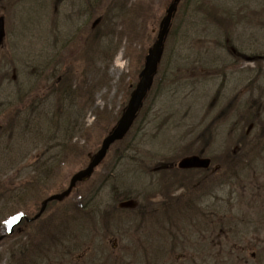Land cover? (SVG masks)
<instances>
[{
	"label": "rangeland",
	"instance_id": "374dc122",
	"mask_svg": "<svg viewBox=\"0 0 264 264\" xmlns=\"http://www.w3.org/2000/svg\"><path fill=\"white\" fill-rule=\"evenodd\" d=\"M172 1L0 0L6 31L0 44V224L11 221L15 196L26 198V187L33 199L26 210L35 212L87 167L127 107ZM217 40L228 48H219ZM54 88L62 100L52 95ZM14 111L21 113L15 119ZM49 118L59 130H49ZM66 133L71 148L64 154ZM188 157L208 158L212 166L206 174L183 173L178 164ZM230 173L235 178L228 179ZM109 174L116 180L104 183ZM127 189L133 199L124 201L120 194ZM74 201L87 205V212L96 203L101 216L94 221L92 214L70 211ZM149 213L158 221L151 219L147 228L148 217L141 214ZM259 213L264 0H181L132 131L90 181L68 200L52 203L45 215L43 226L61 216L55 230L67 231L63 243L57 234L51 243L39 233L32 239L43 238L42 247L34 244L26 252L18 245L26 242L22 231L0 243V264H146L154 253L170 251L158 230L165 227L179 239L168 264H203L204 246H232L230 224L260 223L261 215L249 217ZM212 215L214 224L207 225ZM221 217L227 219L217 222Z\"/></svg>",
	"mask_w": 264,
	"mask_h": 264
},
{
	"label": "flooded vegetation",
	"instance_id": "af4514ba",
	"mask_svg": "<svg viewBox=\"0 0 264 264\" xmlns=\"http://www.w3.org/2000/svg\"><path fill=\"white\" fill-rule=\"evenodd\" d=\"M206 172H204L203 174H206ZM215 174H219V173H215ZM13 188L17 186H15V184L12 185ZM18 189V188H17ZM31 187H26V191H25V197H21L19 195L15 196V199L18 201L17 204L18 206L15 207V212L11 215L8 216L9 220L7 223L4 224H0V243H3L4 241L10 240V238H12L14 235L16 234H22V231H26V237H25V241L24 244L19 243V241L16 243V245L18 244L20 247L19 248H24L26 252H32L35 248L33 247V245L35 244L37 246L36 249H39V247L43 245L44 241L43 238H41L40 240L32 239V236L35 234H32L33 231L37 232L40 231L39 228H37V226L40 225V227L43 228V219L44 216L46 215V211L50 208V204H48L47 209L45 211V213L39 217L35 222L32 221V219L39 213L40 208L37 207V209L35 210V212H28L26 209L28 208L29 210V205H31L30 203H32V197H27L28 194H30V190ZM76 191V189H75ZM73 193V192H72ZM70 197H68L65 200H68ZM92 201V199H90V202ZM44 200L41 202V205L43 204ZM76 201H74L73 206L70 208V211L72 212H76L78 210V208L75 206L76 205ZM57 204V203H56ZM91 205V204H90ZM95 206L90 208V212L89 214L93 216L94 221H96L95 219L98 216H101V214L99 213L100 210L102 211L101 207H96V203L94 204ZM110 208L111 206H106V209ZM211 208V207H210ZM209 208V209H210ZM59 208H57L58 210ZM203 210V207H202ZM107 211V210H105ZM63 210L59 209L57 211L58 214H62ZM216 212V210H215ZM215 212H211L214 213V215H219L221 216V214L219 213H215ZM209 213V210L208 212ZM155 213H149V214H141V215H147L148 217V222L145 226H147V228L149 227L148 223L151 222V219L153 222H157L158 219H155ZM206 213L203 212L202 217H204ZM139 215V214H137ZM209 214H207L208 217ZM261 215L262 219L260 223L255 224L252 220L250 219H240L238 220L239 222H237V219L235 223L230 224V231H226V234L229 237H234V243L231 244L232 246H230V243H227L226 245H221V246H217V245H206L203 248L202 254H204V260H203V264H264V213H259V214H251L249 217H255ZM136 216V215H135ZM55 217V216H54ZM61 217V216H59ZM248 217V218H249ZM113 218V217H112ZM136 219V218H135ZM227 218H218L217 222L223 221ZM205 220V218H204ZM212 222H210V221ZM129 221V220H128ZM138 221V220H136ZM215 221V217L210 216L207 222V225L211 224L213 225ZM247 221V222H245ZM152 223V222H151ZM150 223V224H151ZM42 224V225H41ZM157 224V223H156ZM225 225V222H224ZM243 225V226H240ZM13 227L12 233L8 235V231L9 228ZM132 227V223L130 222L129 227H127V229L125 231H127V233H129V231H131ZM25 228V229H24ZM41 231H44L43 234H47L48 233V229L44 228ZM137 231L141 230V227L136 229ZM161 230V234L162 232L165 233L163 234L164 239L167 242H170L171 245H169L170 251H158L156 252V254L154 253L152 255V259L150 260H146V264H168L170 257L174 256V251H175V245L176 242L179 241V239L174 235L173 233V229L172 228H161L158 229ZM41 231L39 233H41ZM210 231V229H209ZM222 231L223 229H220V235L222 236ZM205 233V232H204ZM45 234L42 235L43 237H45ZM57 234L58 237H60L61 241L63 242V237L66 236V232L65 229L62 230H57L55 232H53V235ZM17 240V239H16ZM29 240V241H28ZM229 240V239H228ZM60 242V243H62ZM172 242V243H171ZM227 242V241H226ZM229 242V241H228ZM166 245V244H165ZM164 245V246H165ZM46 246V245H45ZM44 247V246H43ZM185 251L187 250L186 248H183ZM188 251V250H187ZM39 252V251H38ZM163 252H165V254H163ZM43 253V252H42ZM225 254V255H224ZM127 257V256H126ZM186 258V255H185ZM29 264V263H28ZM145 264V262L143 263Z\"/></svg>",
	"mask_w": 264,
	"mask_h": 264
},
{
	"label": "water",
	"instance_id": "95a60500",
	"mask_svg": "<svg viewBox=\"0 0 264 264\" xmlns=\"http://www.w3.org/2000/svg\"><path fill=\"white\" fill-rule=\"evenodd\" d=\"M180 0H173L171 5L166 11V16L160 24V29L157 37L156 43L148 51L145 60V66L143 71L140 74L139 83L131 95L128 106L124 110L123 115L121 116L119 122L111 131V133L104 139L101 149L91 158V161L86 169L75 174L71 180L70 186L67 191L59 195H54L50 197L43 203L40 214L36 217H40L45 211L48 203L52 201H62L65 197H68L73 188L78 182H83L91 178L95 169L100 166L107 156L108 151L111 146L116 142L122 141L127 134L130 132L133 127L136 119L138 118L144 102L152 89L154 84L155 76L157 75L159 65L162 61L165 44L169 36L173 19L178 10V4ZM6 37L5 32V20L0 18V43L4 41ZM211 165V160L209 159H200L198 157H188L183 159L179 163V168L182 170L188 169H208ZM35 218V219H36Z\"/></svg>",
	"mask_w": 264,
	"mask_h": 264
},
{
	"label": "trees",
	"instance_id": "16d2710c",
	"mask_svg": "<svg viewBox=\"0 0 264 264\" xmlns=\"http://www.w3.org/2000/svg\"><path fill=\"white\" fill-rule=\"evenodd\" d=\"M217 42V44H219V48H225L226 49V47L228 48V46L226 45L225 46V44L223 43V42H221L220 40H217L216 41ZM231 44H232V42H231ZM230 45V44H229ZM59 91H61L60 89H59ZM52 95H56L57 97H59V95H60V99L62 100V95L59 93L58 94V92H57V88H54V90L52 91ZM260 101V100H259ZM253 105V104H252ZM248 110L249 111H251L252 109L249 107L248 108ZM259 111H258V109H257V113H258ZM49 113V116H50V112H48ZM15 116H16V114H14ZM253 115H257V117H253L252 119H257V118H259V116H260V113H258V114H253ZM49 116H47V117H49ZM50 119V124H49V126H52L53 125V120H52V118H49ZM254 120L253 122H252V124H255V121L257 122V120ZM53 127V129H49L50 131H52V130H54V131H57V130H59V128H58V126L56 125H53L52 126ZM58 128V129H57ZM246 137H248V136H246L245 135V137L243 138V140H241L242 142L244 141V139L246 140ZM70 140H71V134H70V136L66 133L65 135H64V138H63V144H62V148H63V152H64V154H66L67 153V151H69V149L71 148V147H68V145H69V142H70ZM243 143H245V142H243ZM239 146H241V145H239ZM199 155H201V156H203V154H199ZM123 159V158H122ZM234 159H232V161H233ZM171 161H173V160H171ZM232 161H229V162H231V163H234V164H236L234 161L232 162ZM170 165H172V162L170 163ZM174 168H176V167H174ZM176 171H173V173H172V175L171 176H173L174 177V173H175ZM183 173H187L188 171H182ZM170 176V177H171ZM169 177V178H170ZM173 178H170L169 179V181H173L172 180ZM175 180H180L179 178H174ZM184 180V179H183ZM181 182L179 183V184H181V185H184L185 184V181H182V180H180ZM168 184H169V186L170 187H172V185L168 182ZM176 186V185H175ZM112 191H113V193L115 192H117L116 191V187H113L112 188ZM122 197H123V195L125 196V199H124V201H128L127 199H129V200H132L133 199V191H132V189H127V190H124V191H122V193L120 194ZM130 198H132V199H130ZM176 202H178L179 203V199H176ZM175 203V202H174ZM178 203H175V205L176 204H178ZM163 205H165V203L163 204ZM169 205H170V203H169ZM168 205V206H169ZM85 208V207H84ZM84 208H82V209H84Z\"/></svg>",
	"mask_w": 264,
	"mask_h": 264
}]
</instances>
